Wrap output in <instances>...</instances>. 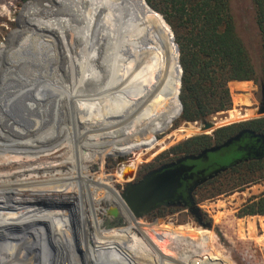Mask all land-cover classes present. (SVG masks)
I'll return each mask as SVG.
<instances>
[{
  "label": "bare ground",
  "instance_id": "6f19581e",
  "mask_svg": "<svg viewBox=\"0 0 264 264\" xmlns=\"http://www.w3.org/2000/svg\"><path fill=\"white\" fill-rule=\"evenodd\" d=\"M42 1H39V12H47L50 15L56 16L57 8L67 6L70 10L78 13L83 21L86 14L97 11L99 6L102 7V12L106 16V19L115 24L114 29H116V32L125 31L129 38V56L123 59L122 62L117 60L119 44L116 41L114 50L117 56L115 55L113 63L117 61L121 67L129 69L134 59H139L141 64L147 69V79L143 88L149 85L148 96L155 99V105L160 110L162 106H166L169 112H173L171 119L173 118L179 110L180 103L176 89L168 78L170 59L165 53L164 45L151 41L145 33H139L132 26H127L125 9L121 0H99L97 4L91 0H64L62 3L59 0H52L49 1L48 6L44 5ZM85 2L90 4L87 10H83L82 8ZM61 19L66 21L65 24L61 23L57 26L55 23H52ZM72 25L73 23L68 17L56 16L54 19L39 17L10 31L8 41H12L22 34L21 41L19 40L18 42L19 47L17 48V52H30V55L27 59L0 67V163L5 164L2 170L0 168V187L9 188L13 184L19 186L25 184L29 189H34L31 191V196L35 193H41L45 197L50 196L48 193L56 188V191L59 193L57 195L59 196V200L64 199L66 201L76 198L79 199L80 204L72 208L69 206L58 208L54 207V205L53 207L43 208L36 206V204H23L24 201L28 203L26 199L17 202L7 197V200L2 201L5 197H0V237H3L0 240V264H50V262H53L52 251H50L48 243L49 237L43 233L40 227H36L35 225L37 223L48 224L51 230V240L57 247L60 245H70L73 247L71 228L68 225V219L73 211L78 216V228L83 238L87 235L91 236L88 231V224L90 222L94 228L93 233L90 232L92 234L91 239H93L92 247L86 244L87 239L85 238L81 244L86 251L88 264L89 262L90 264L108 261L116 262L119 260L117 249L122 244L119 243L120 240L126 237L131 239L138 235L136 233V226L139 225L137 222L139 218H133L126 209L120 193L113 185V176L111 174L100 173L98 176L91 178L88 174V165L85 164V159L95 157L96 155H99L100 159H104L106 155L116 154L118 147L114 138V128L111 125H107L103 118L105 116L104 108L109 105L107 102H110V100H105L103 104L97 101L100 89L88 92L90 86L97 89L99 84L97 80L91 81L93 76H89L95 71V66L91 61V57H94L95 51L87 48L88 44L85 33L87 29L82 28L79 31L76 27L74 28V40H77L78 33L84 34L83 48H81L72 42L73 37H71L72 35L69 32ZM45 32L52 35L53 40L45 39L42 35ZM56 43L63 51L61 66L55 65L57 57ZM141 44H144L141 48H144L145 59L132 51ZM5 50L6 43H0V56ZM78 51L82 52V59L78 56ZM35 53L39 54L41 59ZM53 61L54 63H52ZM24 64H27L29 69L34 68L35 71L23 74L21 72L9 71L12 69L17 70ZM60 69L63 71L61 74L57 73ZM36 70H44L45 72L37 73ZM51 70L56 72V76H53ZM65 76L67 80H65ZM27 98L29 99L27 104L25 102L21 103L23 99ZM11 100L13 103H16L18 100L19 104L17 103L15 108H9ZM124 104L126 117L128 118L126 101ZM63 108L67 110L66 113ZM3 109H5L6 113H3ZM36 109H38L40 116H35L32 113ZM12 110L20 115L12 114ZM18 119L26 121L29 127L22 128L21 124L19 125L17 122ZM68 122L73 126L74 133L69 138L64 139L65 142L62 147L66 148L67 153L65 152V157L68 156V158L65 161L63 160L62 163L71 161L76 165V160H78L77 166H80L81 163V167L78 169V172L73 171L72 175H75L70 178L56 176L57 173H53L51 176L55 179H53L54 182L58 184L52 187V189H47L48 191L41 190V186L51 183L48 179L44 181L37 179L38 176L35 174L41 171L42 162L32 163L31 159L40 160L41 153L47 156L48 153L40 149L41 147L37 145L38 141L32 139V136H38L43 142L54 140L53 138L59 135L61 130L67 128ZM78 126L82 127V129H79ZM93 127L101 132H107L104 137L99 139L104 138L108 147L99 149V141L98 139H94L97 134L93 139L87 138L86 133H89L88 129ZM165 127L157 131L154 136ZM80 131H83L82 135L78 136ZM15 134H26L27 137L23 140L10 137ZM77 144H79V148ZM83 146L87 149L98 147V150L94 149L93 153L90 154L88 150V152L81 151ZM76 148L80 149L81 152L78 153L79 150L75 151ZM12 152H19V154L14 155ZM51 153L49 152L50 155ZM79 158L81 161H79ZM50 163L45 162L43 166L45 164L48 166L47 164ZM13 168H17L18 170L13 171ZM43 169L47 173L52 171V168L46 167ZM62 172L63 170H58V173ZM79 175L84 179L83 183L87 184L89 182L92 186H95L94 189L86 187L81 190L78 196L70 195L67 197L65 190L76 189ZM14 177L16 179H13ZM64 182L70 183V186H61ZM16 193L19 194V191L16 190ZM34 196L32 197L33 199L36 198ZM48 199L53 200L51 198ZM102 199H110L111 202H116L121 206L128 223L120 232H104L102 220L98 217V212L102 209L100 205ZM30 209L33 212L30 213ZM27 225L32 229L31 233L27 236L26 234L15 235L12 232L13 228L22 229ZM149 227L147 224L143 226V228ZM140 233L145 234L146 238L149 236V233L145 231H140ZM4 248H8V252ZM71 253V260L73 262L70 260L69 264H81L74 249Z\"/></svg>",
  "mask_w": 264,
  "mask_h": 264
},
{
  "label": "trees",
  "instance_id": "16d2710c",
  "mask_svg": "<svg viewBox=\"0 0 264 264\" xmlns=\"http://www.w3.org/2000/svg\"><path fill=\"white\" fill-rule=\"evenodd\" d=\"M39 1L30 0L22 6L27 17L32 20L39 17L54 19L56 16L39 12ZM59 1L62 3L64 0ZM91 1L96 4L99 2V0ZM121 2L125 9L127 26H132L139 33H145L151 41L164 45L165 53L170 59L168 78L176 89L180 107L172 119L173 112H169L166 106H162L161 110L156 107L155 99L148 96L149 85L143 89L147 79V69L139 59H134L129 69L121 67L115 61L106 73L105 87L100 89L98 96L103 97L104 101L110 100L107 102L109 105L105 107L107 112L105 118L114 128V138L118 147L117 156L130 151L132 147L138 149L145 141L147 142L143 144L142 149L152 148L158 142L157 134L155 136L154 134L164 126L166 127L160 132L166 131L176 119L201 122L215 113L230 109L233 101L228 83L232 80H253L260 86L264 84V0H252L261 35L259 71L237 32L230 0H147L152 8L144 0H121ZM93 13L85 15L83 28L87 31ZM63 21L64 19H61L52 23L58 26L61 23L65 24L66 21ZM74 28L73 23L69 30L72 36ZM175 43L179 47L183 68L181 89V69ZM143 46L144 44L138 45V48L132 51L145 59L144 48H141ZM116 68H119V71ZM97 70L95 67V71L89 76H93L91 81L97 80L99 84L100 73ZM237 83L248 85L249 82L237 81ZM129 96L132 97L128 99L126 107L128 118L133 125L126 117L124 104ZM113 113H124L123 119L109 122L108 119L114 116ZM252 113L253 111L250 110L246 115L250 116ZM234 117L235 115L232 114V118ZM245 127L264 133V116L219 127L213 134L193 135L174 145L169 154L178 157L183 154L199 153L211 145L223 143ZM181 129L189 135L199 128L191 126ZM120 133L124 135L123 137L130 138L129 141L121 142V138L118 137ZM210 157L212 160L224 158L219 152H210ZM262 179H264V157L260 159L253 157L218 173L206 183L212 184V187L208 188L207 195L230 193ZM246 209L248 213L264 215V194L250 201ZM257 221H260L264 228V217L249 218L250 228H255ZM198 234L202 236L203 232ZM259 240L264 241V234ZM217 249L225 256L235 257L241 264L243 260L249 264H264V255L257 251V247L251 248L252 250H249L250 248L242 250V257H237L235 253L220 247ZM162 253L163 256L151 255L148 264H211L202 251L193 254L174 252L170 254L171 258L165 257L166 254ZM212 256L215 260H224L213 248Z\"/></svg>",
  "mask_w": 264,
  "mask_h": 264
},
{
  "label": "rangeland",
  "instance_id": "374dc122",
  "mask_svg": "<svg viewBox=\"0 0 264 264\" xmlns=\"http://www.w3.org/2000/svg\"><path fill=\"white\" fill-rule=\"evenodd\" d=\"M27 1L29 0H0V43H3V42L6 43L8 36L10 34V31L12 29L25 25L29 21H33L32 19H29L27 17L24 8H22V6ZM44 2L49 3V0H44ZM230 4H231V11H232L235 23H236L237 32L242 38L251 56L253 64L255 65L256 69L259 71L260 66H261V35H260L259 27L256 22V13H255L253 2L252 0H230ZM83 5L88 7L87 3H84ZM42 35L45 39L53 40L52 35H50L47 32H45ZM21 38H22V34L17 36L12 42H10L7 45L5 52H3L2 53L3 55L1 54L0 56L1 60L5 58L6 55L10 51H13L19 47L18 42L19 40L21 41ZM72 42L73 44H75L74 37L72 38ZM55 48H56V56H57L55 59V65L58 64V66L59 65L61 66V62L63 59L62 57L63 51L57 43H56ZM35 54L36 56H38L39 59H41L39 54L37 53ZM51 71L53 73V76H56L55 75L56 72L54 70H51ZM57 73L61 74L63 73V71L60 69ZM65 80H67L66 76H65ZM237 81H248L249 83L248 85H244L243 83H237L235 80H232L228 83L233 104L230 109L215 113L207 119L209 121L215 122L216 125L214 127L202 130L201 122L181 121V120L176 119L172 122L171 126L166 131L159 132L156 135L158 142L155 146L149 149H146V148L142 149L143 144L147 141L142 142L141 146L138 149H136L135 147H132L130 151H126L125 153L120 154L119 156L121 155L124 156V160L122 162L119 161V158H118L119 156H117L118 151L116 154L106 155L104 159H100L99 155H96L95 157H90L91 159L90 158L85 159L86 160L85 164L88 165V174L90 175L91 178H94V176L95 177L98 176L100 173H105L108 175L111 174L113 176L112 178L113 185L116 188V190L120 193L122 190L121 185L124 184V180L121 177V171L122 170L127 171V169L129 168L125 166L133 165L135 168V171H137L138 169L144 166L155 163V160L159 158L173 156L169 154V151L171 150V148L188 137H191L196 134H213L214 131L218 129L219 127L232 124V123L246 121V120L253 119V118L263 117L264 115L261 116L257 114V107L259 105V102L261 101L260 84L254 82L253 80H237ZM132 96H129L126 99V104H127L128 99ZM97 101L103 104L104 98L99 97ZM63 110L65 111V113L67 112L65 108H63ZM250 110H252L253 113L252 115L247 116L246 114ZM106 113L107 112H105V108H104V114ZM113 114L114 116L108 119L109 122H114L121 118L123 119L124 113L123 114L113 113ZM232 114L235 115L234 118H232ZM103 118L105 122L107 123L105 116H103ZM129 120L132 123L131 119ZM70 125L71 124L68 122L67 128L61 130L62 132L61 131L59 132L60 137L56 138L55 140L52 141V143H50V144H53V143L54 144L60 143V144L54 147L53 150L46 151L45 153H48V156L41 153L42 156L40 157V160L31 159L32 163L42 162L41 171L35 174L36 176H38L37 179L41 181L48 179L51 183L49 185L41 186L40 187L41 190L52 189V187L58 184L54 182L55 179L51 176L53 173H57L56 176L70 178L75 175V174L72 175L73 171L78 172V169H80L81 167V163H80V166L79 165L77 166L78 160H76V165L74 162L73 164L71 161L62 163L63 160L65 161L68 158V156L65 157L67 153L66 148L62 147L65 142L64 139L69 138L74 133V128L72 125L71 126ZM107 125L109 124L107 123ZM191 126H197L199 129L196 132L189 134V135H187L186 132L182 131L181 129V128H186V127H191ZM78 128L82 129V127L80 126H78ZM88 131L89 133L87 132L86 135H87V138L89 139H93L95 135L97 134L94 139H98L99 149H104L108 147L106 144V140H104V138L99 139V138L104 137L107 132L105 133L101 132L98 129H95L94 127L91 129H88ZM82 132L80 131L78 136L82 135ZM123 136L124 135L121 133L118 136L119 138H121V142H128L129 141L128 139L130 138H125ZM50 144L47 143V146H50ZM37 145H40V143H37ZM78 146L79 144H77V147ZM98 147L94 149L98 150ZM94 149H89V148L87 149V148H84L83 146V148H81V151L84 150V152H86L88 150L90 154H92ZM76 150L77 151L79 150L78 153L81 152L80 149L76 148L75 151ZM49 152H52L51 155L49 154ZM12 153L14 155L19 154V152H12ZM79 161H81V159ZM45 162L46 163L51 162V163L47 164L48 166H46V164L43 166ZM4 165H5L4 163H0L1 170L4 167ZM46 167L52 168V171L47 173V171L43 169ZM16 169L17 168H13L12 170L14 171ZM59 169L63 170V172L58 173ZM13 179H16V178L14 177ZM83 182H84V179L81 178L79 175L78 185L76 189L65 190L66 196L67 197H69L70 195L78 196L81 190L86 187H89V188L92 187L91 189H94L95 186H92L89 182H87L88 185ZM61 186L67 187V186H70V183L64 182ZM211 187H212L211 183L205 184L203 187H200L196 193V198L198 199V203L200 205L202 212L206 216L205 217L206 221H208L211 224L210 227L202 226L198 224L197 221L194 219V217L190 215H187L186 217H182L181 219L179 218V222L175 221L177 224L172 219L167 220V221L161 219V220H154V221L149 222L145 220L143 217H138L139 219H137V222L139 225L136 226L137 227L136 233L138 235L131 239L126 237L120 240L119 243H122V244L117 249V254L119 257V260L117 261L121 260L124 262H132L133 264H148V258L151 255L160 254L161 256H163L162 252L166 254L165 257L171 258L169 256H171L170 254L174 252H179V253L185 252V253L193 254L195 252L202 251L204 253L205 258L211 261V264H241L235 257L225 256L221 254L217 249L218 247L228 252L235 253L237 257L243 256V253L241 252L242 250L249 249V248H250L249 250H252L251 248L255 249L257 247V251H260L262 255H264L263 253L264 252V241L259 240V237L264 234V228L262 224L260 223V221H257L255 228H250L248 224L249 218L264 217V215L251 214V213H248L246 209L247 204H249L250 201L257 199L258 196L264 194V179L258 182L252 183V184H248L245 187L236 189L233 192L223 193V194H219L216 196L207 195L209 193L207 192L208 188H211ZM1 189L2 191L0 192V197H3V198L5 197L4 199H2V201L7 200V197L10 200L13 199L17 202L19 200L26 199L28 203L24 201L23 204H31V205L35 204V201L37 199H40L41 201L45 203L51 202V200L48 198L53 199V201L58 199L59 201V196H57L59 193L58 191H56V188L52 189L50 193H48L50 196H47V197L41 195V193L40 194L35 193L34 194L35 196L34 195L33 196L36 198L34 199L32 198L33 196H31L32 195L31 191L34 189H29V187L26 186L25 184L20 185V186L17 184H13L9 188L0 187V190ZM16 190L19 191V194L16 193ZM62 201H64V199ZM221 202L223 203L220 204ZM111 203L112 202L110 199L109 200L102 199L100 201V205L102 208L98 212L99 214L98 217L100 219L102 218V214L104 213V208L108 207ZM40 207L47 208V206L46 207L40 206ZM29 212L31 213L33 212V210L30 209ZM145 224H147L150 227L143 228ZM126 226L127 224H125L124 226L113 227V228L103 227V230L105 233H110L112 231L120 232ZM143 230L149 233V236L147 238L145 234L140 233V231L144 232ZM199 232H203V235L202 236L199 235L198 234ZM213 234H214V237H213ZM81 238H83L82 235H81ZM83 242H84V239H81V243ZM90 243L87 244L86 242L88 246L92 247ZM212 248L225 261L213 259ZM242 264H249V263L243 260Z\"/></svg>",
  "mask_w": 264,
  "mask_h": 264
},
{
  "label": "water",
  "instance_id": "95a60500",
  "mask_svg": "<svg viewBox=\"0 0 264 264\" xmlns=\"http://www.w3.org/2000/svg\"><path fill=\"white\" fill-rule=\"evenodd\" d=\"M52 1V0H49ZM146 4L150 7L151 5L147 2V0H144ZM44 5L48 6L49 4L47 2L42 1ZM87 3V2H85ZM84 4V3H83ZM88 7L83 5L82 8L83 10H87L89 8V3ZM102 7H98L97 11H94L92 20L90 22L88 31L86 33L87 37V48L91 51H95L94 57H91L92 64L98 69V72L100 73V83L97 89L93 87L88 88V92H94L98 89H102V87H105L104 85L106 84V78H107V71L109 68H112L113 66V60L115 59V50H114V44L117 43L119 44V54L117 56V60L120 62L123 61L126 57L129 56V48L130 44L128 42V34L125 31H121L120 33L116 32L115 24L111 23L110 20L106 19V16L102 12ZM70 10L69 7L67 6H62L61 8L56 9V16L57 17H68L69 20L74 23V26L81 31V29L85 26V23L83 22L82 18L79 16L78 13L75 11ZM19 19V17H18ZM77 40L75 41V45L78 47L83 48V40H84V34L78 33L77 34ZM9 38V36H8ZM174 39V38H173ZM14 40V39H13ZM12 40V41H13ZM12 41H6V47L7 45L12 42ZM176 44V43H175ZM176 48L178 50V57H179V65L181 69V78H180V89L182 86V75H183V68L180 62V52H179V47L176 44ZM5 52V51H4ZM79 54L78 56L82 59L83 55L81 51H78ZM30 55V52L27 53H18L17 49L10 51L5 58H3L0 61V67L3 65L5 66L6 64H12L16 63L17 61H22L24 59H27V57ZM32 56V54H31ZM33 57V56H32ZM53 63V62H52ZM27 67V64H24L23 66H20L17 70L12 69L9 71L19 73H27V72H34L33 69H29ZM116 70L119 71V68H116ZM37 73H42L45 72L44 70H36ZM93 90V91H92ZM19 101L17 100L16 103L10 101L9 108H15V105ZM29 102V99H23L21 103ZM19 104V103H18ZM1 106V105H0ZM36 106V105H35ZM5 108V107H3ZM3 113L5 112V109H3ZM14 110V109H13ZM11 111L12 114H18L16 111L13 112ZM1 112V111H0ZM35 116H40L38 109L34 110L32 112ZM257 114L263 116L264 115V84L261 85V101L259 102V105L257 107ZM20 115V114H18ZM22 128H27L29 127V124L26 123V121H23L21 119H18L17 121ZM202 123V130L211 128L215 126L214 121H209L207 119H203L201 121ZM250 132L253 133L255 136L262 137L264 139V134H257L253 130L250 129H244L241 130L239 133L236 135L231 136L228 138L225 142L221 144H214L211 145L199 153H190V154H183L177 158V160L170 162L166 165H164L162 169H159L157 171H152L145 177H143L140 181L135 182V168L132 165H128L125 167H129L127 171L122 170L121 171V177L124 180V185L122 186V190L120 192L121 198L124 201L126 205V209L130 212V214L133 216V218L137 217H142L146 212H148L153 206H155L157 203L162 202L164 200L168 199H173L175 197V193L177 192L178 188H180L183 184V180H187L189 178H193L194 172L192 171L193 168L195 167L194 164H186L185 162L187 160H198L201 159L202 157H208L210 152H216L217 150L221 149L222 147H225L229 145L232 141L238 140L241 135L244 132ZM11 138H15L18 140H23L27 137L26 134L22 135H12L10 136ZM60 137L59 135H56L54 140L56 138ZM32 139H35L38 141L37 143H40V149L45 151H49L54 149L57 145L60 143H55L51 144L50 146H47V143L50 144L52 143L53 140L48 141V142H43L40 140V138L37 136H32ZM40 140V141H39ZM119 161L124 160V156H119ZM226 166H222L220 168L215 169L213 172L209 173V177H214L221 171L226 170ZM203 171H200L201 173ZM206 177L202 178L201 180H205ZM79 199H68L66 201L62 200H56V201H51L48 203H45L41 201L40 199H37L35 201V204L38 206H44V207H49L54 205V207L58 208H66L69 206L72 208L73 206H77L79 203ZM123 210L121 206L116 203L112 202L108 207L104 208V213L103 214H108V215H114L117 216L119 213H122ZM124 213V212H123ZM68 225L71 228V237L73 241V247L70 245H65L62 246L60 245L57 247L51 240V230L48 224H41L37 223L35 225L36 227H40L43 231V233L49 237L48 243H49V249L52 254V259L53 262H50V264H69L70 260L72 259V250L74 249L76 255L78 256L80 263L81 264H88L86 260V251L85 249L81 246V234L79 232L78 228V216L77 214L73 211L71 213V216L68 219ZM210 226V225H209ZM32 229L29 227V225L25 226L24 228H13L12 232L15 233V235H25L26 236L31 233ZM3 237H0V240ZM89 240H92L91 238ZM91 242V241H90ZM93 242H91V245ZM8 249V248H7ZM6 248H4L5 251H7ZM8 252V251H7ZM68 261V262H67ZM73 262V260H71ZM100 264V262H98Z\"/></svg>",
  "mask_w": 264,
  "mask_h": 264
},
{
  "label": "flooded vegetation",
  "instance_id": "af4514ba",
  "mask_svg": "<svg viewBox=\"0 0 264 264\" xmlns=\"http://www.w3.org/2000/svg\"><path fill=\"white\" fill-rule=\"evenodd\" d=\"M244 129H250V128L245 127L241 130ZM254 132L257 134H264L261 132H256V131ZM216 152H219L220 155L223 156L224 158H220V160L219 159L212 160L209 153L208 157H202L201 159L198 160H187L185 162L186 164L195 165V167L192 170L194 172L193 178L183 180L182 186L178 188L177 192L175 193V197L173 199H168L157 203L142 217L149 222L154 220H161V219L165 221L172 219L174 222L175 221L179 222V218L181 219L182 217H186L187 215H190L194 217L197 223L202 226L211 225L208 221H206L205 218L206 216L200 208L198 199L196 198L197 190L199 189V187L208 183L211 179L216 177V175L214 177H209L208 175L217 168H220L222 166H226V167L234 166L243 161H248L253 157L256 159L263 158L264 139L262 137L255 136L253 133L247 131L244 132L238 140L232 141L229 145L222 147ZM178 157L169 156V157L159 158L155 160V163L138 169L137 171H135V179H134L135 182L140 181L143 177H145L152 171H157L159 169L164 168L163 167L164 165L177 160ZM224 160H226V162H223ZM200 171L203 172L199 173ZM204 177H206V179L201 180ZM123 185H121V189ZM101 220H102V227L104 228L124 226L125 224L128 223L125 214L123 212L119 213L117 216L102 214ZM91 225L92 224L90 222L88 224V231L91 236L84 235L85 236L84 238L87 239L86 240L87 244H89L90 241L93 242V239L89 240L92 237L91 233H93L94 231L93 225L92 226ZM100 264H133V263L124 262L120 260L116 262L108 261Z\"/></svg>",
  "mask_w": 264,
  "mask_h": 264
},
{
  "label": "crops",
  "instance_id": "0c3cea01",
  "mask_svg": "<svg viewBox=\"0 0 264 264\" xmlns=\"http://www.w3.org/2000/svg\"><path fill=\"white\" fill-rule=\"evenodd\" d=\"M237 82V80H235Z\"/></svg>",
  "mask_w": 264,
  "mask_h": 264
}]
</instances>
